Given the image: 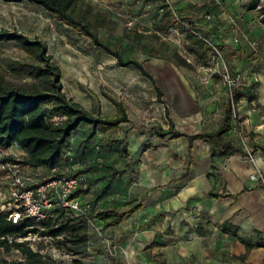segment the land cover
Instances as JSON below:
<instances>
[{"label": "rangeland", "instance_id": "obj_1", "mask_svg": "<svg viewBox=\"0 0 264 264\" xmlns=\"http://www.w3.org/2000/svg\"><path fill=\"white\" fill-rule=\"evenodd\" d=\"M77 1L80 6L107 16L111 21L109 25L96 29L99 38L110 47L118 48L123 59L136 58L150 78L135 66H120L114 57L94 46L88 38L59 23L48 11L28 0L19 3L0 0V29H16L29 38H42L60 69L64 93L88 111H100L103 115L114 113L105 94L125 106L130 123L110 132H104L100 126H87L80 130L84 137L80 143L75 140L71 143L68 163L74 167L73 172L81 173L83 183L92 185V189L97 188L99 182L103 185L97 188L93 199L91 196L86 198L90 200L85 199L91 205L92 213L109 203L108 178L111 176H124L115 184L127 183L130 188L146 186L142 174L145 178L159 175L160 189L167 187L168 182L182 185L180 181L189 153H194L197 158L203 148H211V145L201 140L193 141L192 152H189L188 141L183 138L157 137L155 129L167 128L168 122L188 134L213 131L221 126L225 107L231 103V128L227 135L243 148L254 141L264 147L261 130L264 108L257 101L256 92L261 77H255L264 57V13H259L252 0H180L181 8L170 0V7L179 18L167 32L156 30L167 12V2L163 0ZM244 10L251 12L246 14ZM129 20L134 21L130 28L126 26ZM189 25L196 34L214 45L218 53L211 50L203 53L198 47L190 46L186 39ZM223 33L230 35L227 44L219 43L218 34L224 36ZM175 54L184 63L176 60ZM26 59V54L16 44L0 42V69L6 77H12L8 71L9 61ZM229 77L233 79V85L243 91L242 96L232 97ZM131 126L134 129L127 134L131 160L126 162L117 141ZM107 138L115 140L114 145L106 142ZM7 155L18 160L22 159L23 152L15 146L0 150V157L4 159ZM199 163V158L196 163L192 161L191 168L198 167ZM21 168L38 181L51 174L44 168ZM117 170L119 173L115 172ZM64 171L61 169V174ZM179 174L181 177L177 178ZM92 189L89 194L95 191ZM92 217L93 214L87 218V251L81 255L74 256L57 248L56 241L45 235L38 224L37 232L16 239L37 253L36 262H29L15 248L5 252L1 247L0 260L8 264H141L137 261L140 256L128 252L134 231L122 230L130 222L110 230ZM74 259L78 263H74ZM149 260L152 261L147 259V264H153Z\"/></svg>", "mask_w": 264, "mask_h": 264}, {"label": "trees", "instance_id": "obj_2", "mask_svg": "<svg viewBox=\"0 0 264 264\" xmlns=\"http://www.w3.org/2000/svg\"><path fill=\"white\" fill-rule=\"evenodd\" d=\"M3 2L19 3L23 0H2ZM44 10L59 23L69 27L76 33L88 38L94 46L101 48L105 53L116 59L120 66H135L143 75H150L145 71L142 63L134 57L123 59L118 48H112L103 42L96 33L97 28H105L111 22L104 13L93 11L90 7L80 6L77 0H28ZM167 2V0H163ZM257 8L258 0H252ZM167 12L156 27L158 32H167L177 20L175 11L171 9L169 3H165ZM264 13V7L258 10ZM186 39L190 46L198 47L203 53L211 50L207 40L194 32L193 26H188ZM0 42H12L17 48L23 51L26 60H11L8 64V71L11 78L5 76L0 69V150H7L13 145L23 152L22 159L13 156H5L4 160L19 164L20 167L28 169L44 168L51 171L49 178L59 176L61 169L72 167L68 163L69 150L73 140L78 139L79 127L87 125L91 128L102 127L104 132L116 130L120 125L130 123L125 106L109 95V99L114 107V113L103 115L100 111L95 113L88 111L80 103L68 97L64 91L60 80V69L52 60L48 53L46 42L40 37L29 38L24 33L16 29H0ZM179 62L184 61L177 54L174 55ZM160 94V91H159ZM242 96V92L235 88L232 97ZM232 104L227 103L221 126L210 132H200L188 134L175 128L172 122H168L167 128L157 127L155 134L157 137L171 139L185 138L188 142L203 140L210 143L212 154H241L248 155V152L256 148L264 151V147L251 143L250 151L245 150L236 141L224 137V134L231 128ZM134 129L133 126L127 129L124 136L117 141L122 156L126 162L131 160L128 151L127 134ZM81 134V133H80ZM81 136V135H80ZM106 142L114 145L115 140L107 138ZM75 171V170H73ZM119 173V171H116ZM82 175L81 173H72ZM83 176V175H82ZM117 176V175H115ZM112 177V176H111ZM115 177H112L114 179ZM85 188L78 189L75 193L82 201L84 196L90 192L92 185L84 183ZM96 185V183H93ZM97 188H102L99 182ZM95 187V189H97ZM138 205L130 208L118 209L116 207H104L92 213L104 228L118 225L126 215L134 213ZM93 212V210H92ZM43 229V233L51 237L56 242V246L68 254L77 256L85 253L88 246V219L87 217L73 213L65 214L59 208H54L49 212L47 218L40 222L30 219H21L16 223L7 220L6 215L0 213V247L5 252L12 248L29 260L36 262L37 253L31 248L25 247L23 243L17 242V238H24L29 233L37 232V225ZM227 223H223L220 228L222 232L229 233L236 237L235 231L226 228ZM245 244V253L238 259L244 261L247 253L252 248L242 238ZM1 264H8L5 260H0ZM74 263H78L74 259ZM60 264H66L61 262ZM264 264V263H263Z\"/></svg>", "mask_w": 264, "mask_h": 264}, {"label": "crops", "instance_id": "obj_3", "mask_svg": "<svg viewBox=\"0 0 264 264\" xmlns=\"http://www.w3.org/2000/svg\"><path fill=\"white\" fill-rule=\"evenodd\" d=\"M172 1L181 8L178 2L180 0ZM248 12L251 11L244 10V13ZM256 32L257 30L254 33ZM218 36L219 43L229 42L227 38L230 35ZM262 59V67L255 77H261L256 92L257 101L264 108V57ZM262 119L264 123V113ZM85 127L87 125H81L79 129ZM261 130L264 135V127ZM227 133L228 131L224 137L230 138ZM82 136L83 134L79 133L77 144L84 138ZM192 142H188L189 152L193 149ZM245 150L250 151L247 147ZM251 152H248V155L212 154L210 146H207L203 148L202 154H198L200 163L194 168H191V163H196L197 158L194 153H189L183 178L180 179L182 185H172L168 182L167 187L161 189V180L157 174H152L150 178H145L142 174L141 178L146 186L131 188L127 183L116 186V181L124 176L118 174L114 179L109 177L111 191L109 203L104 207L122 210L138 205L134 213L126 215L118 224L130 222L122 230L127 228L130 230L128 232L134 231L132 242L129 244L130 255L134 253L140 256L141 259L137 261L141 264L149 263L147 259L150 258L152 261H149L153 264H263L264 151L256 148ZM248 156L253 159L250 160ZM254 172L261 174H258L257 180L250 179V174ZM180 174L177 178L181 177ZM93 189L95 191L87 193L84 200L88 196L93 199L92 196L97 190L95 187ZM100 200L104 202L102 198ZM92 220L97 218L92 217ZM223 223H227V230L235 231L237 236L222 232L220 226ZM114 227L107 229L113 230ZM239 238L252 245L244 261L238 259L245 253V244Z\"/></svg>", "mask_w": 264, "mask_h": 264}, {"label": "built area", "instance_id": "obj_4", "mask_svg": "<svg viewBox=\"0 0 264 264\" xmlns=\"http://www.w3.org/2000/svg\"><path fill=\"white\" fill-rule=\"evenodd\" d=\"M167 2L171 6V1ZM262 7L264 0H258L256 9L260 10ZM174 16L176 20L179 18L176 13ZM133 25V20L126 23L129 28ZM208 44L213 53H218L214 45L209 42ZM233 82L229 77L231 95L232 86L236 88ZM64 170L59 176L41 182L31 173H24L19 164L5 161L0 157V213L5 214L7 220L13 223L23 218L35 222L43 221L54 208H59L65 214L73 213L89 218L92 214L91 205L75 195L78 189L85 188L83 176L73 175V166ZM258 174L261 176L258 172L250 174V179L257 180Z\"/></svg>", "mask_w": 264, "mask_h": 264}]
</instances>
